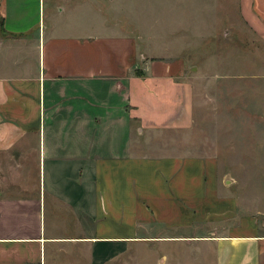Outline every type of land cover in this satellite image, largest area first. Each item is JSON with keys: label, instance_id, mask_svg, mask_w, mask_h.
I'll use <instances>...</instances> for the list:
<instances>
[{"label": "crops", "instance_id": "obj_1", "mask_svg": "<svg viewBox=\"0 0 264 264\" xmlns=\"http://www.w3.org/2000/svg\"><path fill=\"white\" fill-rule=\"evenodd\" d=\"M214 1L202 31L134 0H50L48 23L46 0H0V264H135L136 245L151 264H264V200L218 211L185 157L153 151L190 83L264 112V0Z\"/></svg>", "mask_w": 264, "mask_h": 264}, {"label": "rangeland", "instance_id": "obj_2", "mask_svg": "<svg viewBox=\"0 0 264 264\" xmlns=\"http://www.w3.org/2000/svg\"><path fill=\"white\" fill-rule=\"evenodd\" d=\"M134 1L137 3L135 12L151 14L153 9L160 10L164 7L169 20L178 16L184 25H195L197 30H215L219 23L214 0H168V5H162L160 0ZM51 7L53 5L50 0H46L47 23ZM224 8L234 18L233 12L227 6ZM184 33L191 44L192 29L185 26ZM173 36L169 37L174 38ZM221 39L223 38L220 36V42L225 43ZM185 53L191 57V48ZM189 86L185 121L180 126L174 122L166 131L153 135L154 140L160 138L164 145L154 147V155L185 157V164L183 168L180 165L178 173L184 171L186 188L205 194V197L209 191L213 194L216 191L218 211L228 204L227 200L232 195L233 213L240 217L241 206L245 205L248 207L249 217L256 218L257 199L264 200V112L257 115L258 110L254 106L248 110L242 108V103L250 99L247 95L239 99L235 95L226 97L225 93H220L215 98L205 90L201 92L200 98L197 95L194 99L191 83ZM256 102L257 99L251 103L255 105ZM237 103L240 105L234 106ZM227 177L232 182L226 186ZM135 247V252L139 254L135 264H151L144 246Z\"/></svg>", "mask_w": 264, "mask_h": 264}, {"label": "water", "instance_id": "obj_3", "mask_svg": "<svg viewBox=\"0 0 264 264\" xmlns=\"http://www.w3.org/2000/svg\"><path fill=\"white\" fill-rule=\"evenodd\" d=\"M231 182H232V180H231L229 177H227V178L225 179V184H226V185H230Z\"/></svg>", "mask_w": 264, "mask_h": 264}]
</instances>
